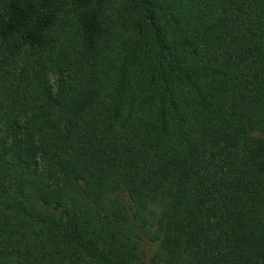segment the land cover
Wrapping results in <instances>:
<instances>
[{
	"label": "trees",
	"instance_id": "obj_1",
	"mask_svg": "<svg viewBox=\"0 0 264 264\" xmlns=\"http://www.w3.org/2000/svg\"><path fill=\"white\" fill-rule=\"evenodd\" d=\"M0 264H264V0H0Z\"/></svg>",
	"mask_w": 264,
	"mask_h": 264
},
{
	"label": "rangeland",
	"instance_id": "obj_2",
	"mask_svg": "<svg viewBox=\"0 0 264 264\" xmlns=\"http://www.w3.org/2000/svg\"><path fill=\"white\" fill-rule=\"evenodd\" d=\"M57 76H56V73L55 72H52L49 74V81L52 85L53 88H56V83H57V80H56Z\"/></svg>",
	"mask_w": 264,
	"mask_h": 264
}]
</instances>
